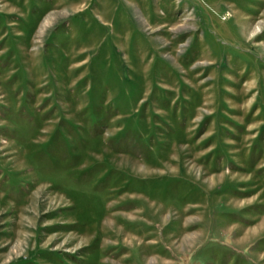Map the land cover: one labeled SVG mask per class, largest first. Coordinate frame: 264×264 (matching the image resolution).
I'll return each mask as SVG.
<instances>
[{"label":"rangeland","instance_id":"1","mask_svg":"<svg viewBox=\"0 0 264 264\" xmlns=\"http://www.w3.org/2000/svg\"><path fill=\"white\" fill-rule=\"evenodd\" d=\"M0 264H264V0H0Z\"/></svg>","mask_w":264,"mask_h":264}]
</instances>
